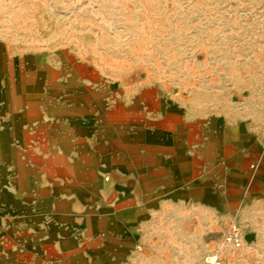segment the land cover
I'll return each instance as SVG.
<instances>
[{
    "label": "rangeland",
    "instance_id": "1",
    "mask_svg": "<svg viewBox=\"0 0 264 264\" xmlns=\"http://www.w3.org/2000/svg\"><path fill=\"white\" fill-rule=\"evenodd\" d=\"M0 48L42 72L0 264H264V0H0Z\"/></svg>",
    "mask_w": 264,
    "mask_h": 264
},
{
    "label": "bare ground",
    "instance_id": "2",
    "mask_svg": "<svg viewBox=\"0 0 264 264\" xmlns=\"http://www.w3.org/2000/svg\"><path fill=\"white\" fill-rule=\"evenodd\" d=\"M7 60L0 48V213L5 210H9V212L16 211L19 205V190L24 186H28L27 182L21 185L19 180L11 178V185L16 189V192H13L9 187L6 189L2 186V178L4 177V166L12 164L18 167L20 165L19 155L21 149L16 146L14 141H17L19 145H24L30 137L28 131L35 128L32 122H27L25 116L28 112L24 106L25 104L31 106L36 99V92L40 87L38 76L42 75L41 65L36 54H30L21 60H27L32 70H23L19 65H11ZM27 97L32 100L31 103L26 102ZM147 139H149L148 136ZM54 141V139H51L52 144H55ZM56 141L59 149L61 148L64 154L68 153L70 147L68 136L62 133L58 135ZM26 150L30 149L26 148ZM52 156L51 160L57 163H66V158L63 155L53 153ZM71 170L69 166L62 170L63 173L61 174L69 175ZM96 182L98 183V181L94 183ZM71 188V184H68L58 190L68 195ZM47 190H49L48 187L45 189L40 188L42 192ZM53 201L57 209L69 205L67 197L61 198L57 195ZM59 232L66 234L67 230L60 228ZM60 242L63 245L65 240H60Z\"/></svg>",
    "mask_w": 264,
    "mask_h": 264
},
{
    "label": "built area",
    "instance_id": "3",
    "mask_svg": "<svg viewBox=\"0 0 264 264\" xmlns=\"http://www.w3.org/2000/svg\"><path fill=\"white\" fill-rule=\"evenodd\" d=\"M227 236L237 245L240 243L239 234L234 226L228 230ZM201 264H222V257L218 251H209L202 256Z\"/></svg>",
    "mask_w": 264,
    "mask_h": 264
},
{
    "label": "crops",
    "instance_id": "4",
    "mask_svg": "<svg viewBox=\"0 0 264 264\" xmlns=\"http://www.w3.org/2000/svg\"><path fill=\"white\" fill-rule=\"evenodd\" d=\"M160 156V155H159ZM166 158V164L169 166H172L173 168H168L170 171H180L181 168H184L186 166V160L182 157H175L173 154H166L164 155Z\"/></svg>",
    "mask_w": 264,
    "mask_h": 264
}]
</instances>
